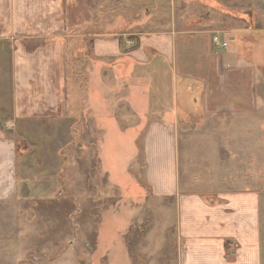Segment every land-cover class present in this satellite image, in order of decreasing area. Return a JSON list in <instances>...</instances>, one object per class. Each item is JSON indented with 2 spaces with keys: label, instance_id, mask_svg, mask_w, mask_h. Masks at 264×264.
<instances>
[{
  "label": "rangeland",
  "instance_id": "rangeland-1",
  "mask_svg": "<svg viewBox=\"0 0 264 264\" xmlns=\"http://www.w3.org/2000/svg\"><path fill=\"white\" fill-rule=\"evenodd\" d=\"M94 5L90 32L105 39L116 28L127 34L124 50L136 47L134 35L172 29L225 31L239 37L238 43L241 28L257 34L245 50L255 69L249 88L254 101L240 106V113L181 118L177 143L181 190L203 200L256 195L264 243V0H94ZM35 34L43 33L21 32L28 38L18 43L27 53L36 47ZM74 34L62 38L68 41L62 95L69 110L22 119L5 133L15 142L17 190L0 202V264H177L174 198L152 196L139 158L125 174L123 137L105 131L106 117L93 127L92 117L78 115L92 71L109 89L108 75L93 64L107 67L112 60L94 56L93 37Z\"/></svg>",
  "mask_w": 264,
  "mask_h": 264
},
{
  "label": "crops",
  "instance_id": "crops-1",
  "mask_svg": "<svg viewBox=\"0 0 264 264\" xmlns=\"http://www.w3.org/2000/svg\"><path fill=\"white\" fill-rule=\"evenodd\" d=\"M94 6V0H0V119L7 123L6 128L0 124V202L17 190L15 142L5 133L22 119L37 121L69 110L62 95L68 41L62 38L76 32V37H93L94 56L112 60L107 67L93 64L108 75L109 89L92 71L78 115L92 117L93 127L106 117L105 131L123 137L125 174L129 162L139 158L152 196L174 198L177 264H264L256 195H205L203 200L183 192L177 143L181 118L240 113V106L254 101L249 88L255 69L245 50L257 34L241 28L238 43L239 37L223 31L218 34L227 46L215 48L216 31L172 29L134 35L136 47L124 50L127 34L116 28L105 39L90 32ZM33 30L48 40L30 54L18 42L21 32Z\"/></svg>",
  "mask_w": 264,
  "mask_h": 264
},
{
  "label": "built area",
  "instance_id": "built-area-1",
  "mask_svg": "<svg viewBox=\"0 0 264 264\" xmlns=\"http://www.w3.org/2000/svg\"><path fill=\"white\" fill-rule=\"evenodd\" d=\"M21 38H26L25 40H27L28 36H20L19 40H21ZM31 38L33 39L34 46H39L44 42L43 34H35L31 36ZM130 45H131V41L127 40L125 42V46L129 47ZM212 45L215 48H225L227 46V42L223 41L221 35L216 33L212 36Z\"/></svg>",
  "mask_w": 264,
  "mask_h": 264
}]
</instances>
